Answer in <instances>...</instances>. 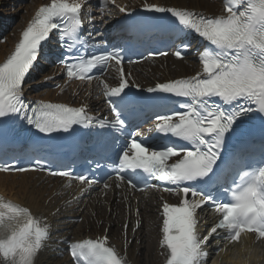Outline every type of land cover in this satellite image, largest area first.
Listing matches in <instances>:
<instances>
[{"label":"snow or ice","instance_id":"6c2138e0","mask_svg":"<svg viewBox=\"0 0 264 264\" xmlns=\"http://www.w3.org/2000/svg\"><path fill=\"white\" fill-rule=\"evenodd\" d=\"M109 4H115V0H102L97 7L103 10ZM84 7L83 0H51L40 6L14 51L0 63V154L10 141L12 125L22 122L35 130L34 135L48 138L71 133L75 127L88 130L89 135L95 129V136L100 138L96 143L101 148L97 154L105 158L104 138L111 136L117 141L118 134L128 130L129 117L138 109L149 104L160 107L163 113L154 117L157 135L151 142L147 138L138 140L140 133L128 130L127 138L115 151L112 172L116 188L127 185L143 191L152 186L151 182H159L164 192L180 197L178 204H162L159 243L165 264H210L213 253L218 255L229 245L240 244L242 235L248 234H255V242L264 248V159L252 170L244 171L238 168L237 155L255 143L256 138L247 135L242 127L253 119L260 122L259 141L264 150V0H224L220 15H204L145 0L141 5L143 12L158 19L165 15L174 18L177 31L194 33L206 42L198 50L201 70L194 76L146 89H141L130 73L126 74L122 45L110 46L109 40L98 39L103 33L83 32ZM119 12L126 19L133 16V10L126 7H119ZM87 16L89 20L96 19L90 11ZM99 19L107 22L104 15ZM52 35L62 49L56 62L62 65L69 81L96 79L94 70L100 76L109 68L118 73L116 86L101 80L111 120L89 115L86 106L25 101L26 78L44 57ZM190 47L180 46L185 50ZM172 54L184 58L180 49ZM127 63L136 61L128 58ZM143 92L157 95L144 96ZM173 97L180 98L175 101L178 110L169 106ZM167 137L181 143H155ZM234 138L236 143L229 147ZM96 166L99 167L98 162ZM45 170L49 176L66 177L89 187L99 182L83 173L47 167L38 159L31 166L0 162V173L5 174ZM233 172L239 182L233 179V186H228ZM103 187L110 189L112 184L104 182ZM206 205L218 218L202 233L198 210ZM50 227L28 207L0 197V264H39L50 239ZM139 227L137 221L133 233ZM123 228L126 236L128 225ZM108 239L104 235L68 243L74 264H125L117 250L108 245Z\"/></svg>","mask_w":264,"mask_h":264},{"label":"bare ground","instance_id":"6f19581e","mask_svg":"<svg viewBox=\"0 0 264 264\" xmlns=\"http://www.w3.org/2000/svg\"><path fill=\"white\" fill-rule=\"evenodd\" d=\"M20 0H0V16L11 15L10 11ZM13 13L17 22L8 35L6 44L0 46V63L10 54L19 38V31L32 18L35 9L50 0H23ZM121 5L136 6L141 0H119ZM143 1V0H142ZM145 1V0H144ZM160 5H173L181 8H193L212 13L220 10V0H147ZM13 15V14H12ZM188 63L173 61L167 57L155 61L154 64L145 63L135 67H125L126 74H131L132 80L140 87L153 86L157 83L179 79L196 72V68H187ZM57 75L54 69L41 76L32 85H43V91L36 95L43 100L67 103L74 106L88 108H104L102 103V87H86L80 83L67 84L61 82L58 90L47 89L44 79ZM113 82H117L116 79ZM60 83L54 82L53 85ZM75 187L65 188L60 180L46 178L41 174L3 175L0 174V193L14 200L22 206L28 207L36 216L46 219L52 226L57 238H68L71 241H81L86 238L96 239L108 236V240L122 255L126 264H162L164 258L159 248L160 222L158 220V197L150 192L129 198L123 191L114 188L103 198V194L91 195L82 200L77 199ZM70 193H73L70 194ZM117 194H119L117 196ZM168 198L167 196H165ZM71 199L73 206H66ZM59 209V212H57ZM157 209V213H156ZM139 210V215H137ZM72 218H82L81 223L69 222ZM136 221L141 226L135 233L132 228ZM127 224V235L123 226ZM158 227V228H156ZM234 248V249H233ZM261 246H252L247 241L242 247H231L216 257L210 264H259ZM39 264H71L68 258L57 257L51 247L43 250L39 257Z\"/></svg>","mask_w":264,"mask_h":264}]
</instances>
